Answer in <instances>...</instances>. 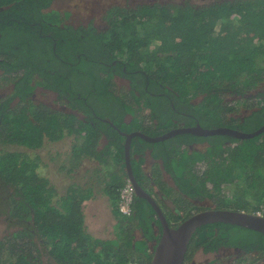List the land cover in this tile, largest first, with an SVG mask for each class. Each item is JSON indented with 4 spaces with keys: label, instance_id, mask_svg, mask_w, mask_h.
<instances>
[{
    "label": "trees",
    "instance_id": "trees-1",
    "mask_svg": "<svg viewBox=\"0 0 264 264\" xmlns=\"http://www.w3.org/2000/svg\"><path fill=\"white\" fill-rule=\"evenodd\" d=\"M53 1L0 0V144L37 150L70 137L68 171L84 177L73 176L62 194L40 173L38 156L0 149V217L16 228L0 239V264H150L149 244L162 233L155 210L137 195L131 213L119 208L129 180L127 135L160 136L196 124L248 133L264 126V0H126L106 9L101 29L94 19L72 24ZM50 12L57 15L47 17ZM100 32L107 35L99 41ZM118 77L130 80L128 88H118ZM37 87L66 109L36 101ZM148 149L173 180L152 172L162 201L183 213L164 207L172 227L206 209L197 204L205 199L219 209L264 214V132L245 140L135 136L133 172L146 189ZM178 153L187 158L181 169L171 162ZM99 192L115 218L110 238L86 226L84 203ZM222 247L262 257L264 233L203 225L185 264L200 250Z\"/></svg>",
    "mask_w": 264,
    "mask_h": 264
},
{
    "label": "water",
    "instance_id": "water-1",
    "mask_svg": "<svg viewBox=\"0 0 264 264\" xmlns=\"http://www.w3.org/2000/svg\"><path fill=\"white\" fill-rule=\"evenodd\" d=\"M264 132V126L254 132H243L229 127L204 128L200 124L196 126H184L175 128L160 136H149L136 131L127 135L126 162L129 179L132 181L138 198L146 199L156 212L162 225L160 239L152 246L153 257L150 264H184L188 246L198 228L214 223L224 222L249 228L264 233V215L233 209L209 208L199 211L182 221L176 227H172L168 218L153 195L144 188L136 179L131 162V141L139 136L150 142L162 141L181 133H192L200 136L228 135L237 139H252Z\"/></svg>",
    "mask_w": 264,
    "mask_h": 264
},
{
    "label": "rangeland",
    "instance_id": "rangeland-1",
    "mask_svg": "<svg viewBox=\"0 0 264 264\" xmlns=\"http://www.w3.org/2000/svg\"><path fill=\"white\" fill-rule=\"evenodd\" d=\"M136 1V0H135ZM142 1V0H137ZM211 0H193L195 3H205L209 2ZM118 3H126V0H54L52 3V8H56L61 11H66L70 13V17L68 21H71L72 24L78 26L82 23H90L92 19H94V25L97 26V28L105 27L106 23L102 20V14H104L105 9L113 4ZM131 3H134V0H131ZM57 14L55 12H50L46 16L52 17L56 16ZM234 15V14H233ZM232 15V16H233ZM94 17V18H92ZM107 33L100 32L97 34V39L100 41L104 36H106ZM111 35V34H109ZM117 56L123 57L124 54L116 53ZM116 83L118 84V88L121 87H127L129 84V81L124 78H117ZM128 88V87H127ZM0 93H3V89L0 88ZM78 89V88H77ZM80 89V88H79ZM55 94L53 92L45 91L43 88L37 87L34 92V99L39 102L48 103L56 108H64V104L62 102H54L56 101ZM196 100H199L196 99ZM72 144V139L68 137L65 140L59 141V142H47L45 145H43L42 148H39L37 150H31L22 146L18 145H2L0 144V149H8V150H16V151H25L31 154V157L38 156L40 158V173L43 175H46L53 184H55L60 193L64 194L67 187L74 181L73 176H79L84 177L83 173H80L79 170H77L79 173H69V162L71 159L70 154V146ZM245 150V148H244ZM246 152V151H244ZM171 162L176 165L177 169H181L185 163H187L186 156H182V153H178V157H175ZM224 193H228V189L224 191ZM212 201L206 202V204H209L208 206H212ZM221 206V205H220ZM217 208V207H216ZM219 209V208H218ZM264 215V214H260ZM13 230H16V228H12ZM12 229H8V225L4 217H0V239H2L6 234L12 231ZM110 233H101L104 237H107ZM221 254H223V251H219ZM229 255V254H227ZM217 256V254L214 253H205L202 250L198 251L195 256L192 259L191 264H203L208 260H212ZM252 258V257H251ZM230 257H227V260H230ZM264 259V255L262 257H256L250 260L252 263L255 261H259Z\"/></svg>",
    "mask_w": 264,
    "mask_h": 264
},
{
    "label": "crops",
    "instance_id": "crops-1",
    "mask_svg": "<svg viewBox=\"0 0 264 264\" xmlns=\"http://www.w3.org/2000/svg\"><path fill=\"white\" fill-rule=\"evenodd\" d=\"M128 120H130V117H128ZM134 132H131V134ZM146 155L148 157L149 152H147ZM147 161L148 159L146 160V162ZM157 162H158L157 165L158 168L157 166L156 168H154ZM146 169L148 168H145V171H147V173L152 172L151 170H146ZM152 170L156 171V173L158 174H161L163 179H166L171 185H174L171 176L165 171L161 160L156 161V163L152 167ZM150 180L151 179H149V181ZM162 204L163 207H165L166 205L169 206L171 202L165 200ZM84 212L86 216V226L88 227L89 232H91L95 236L102 238H110L113 236V231H114L113 225L115 224V218L112 212V207L109 204V199L106 195L99 192L95 194L94 198L85 201ZM106 232L110 233L107 237L101 235V233L105 234Z\"/></svg>",
    "mask_w": 264,
    "mask_h": 264
},
{
    "label": "flooded vegetation",
    "instance_id": "flooded-vegetation-1",
    "mask_svg": "<svg viewBox=\"0 0 264 264\" xmlns=\"http://www.w3.org/2000/svg\"><path fill=\"white\" fill-rule=\"evenodd\" d=\"M175 1H178V0H175ZM185 0H180V2H184ZM134 2H135V0H134ZM132 4V3H131ZM114 5V4H113ZM111 6V5H110ZM109 6V7H110ZM108 8V7H107ZM106 8V9H107ZM53 9H56V8H53ZM106 9H105V12L104 13H106ZM56 10H58V9H56ZM102 15H104V14H102ZM92 18H94V17H92ZM93 20V19H92ZM92 20H91V22H92ZM88 24V23H87ZM129 81V84L128 85H130L131 83H130V80H128ZM184 124V122H181L179 125L181 126V125H183ZM196 125H198V124H196ZM150 142V141H149ZM147 152H149V156L148 157H150V158H148L147 157V155H146V157H147V159H148V161L146 162L145 161V163H144V171H145V168H148V169H146V170H151L152 172H153V170H152V167H153V165L156 163V159H154L153 157H152V150L151 149H149ZM152 172H150V173H147V171H145V173H146V175L151 179L149 182H148V184H146V186H147V188L148 189H146L151 195H153L154 196V198L157 200V202L161 205V207H162V209L164 210V212H165V214H166V216H167V213H166V209L163 207V201H162V198H161V195H162V192L160 191V190H158L155 186L157 185L153 180H152ZM146 179H148V178H146ZM149 185H151V187H149ZM144 187V186H143ZM145 188V187H144ZM160 193V195H159V193ZM135 193H136V191H135ZM163 198H166V196H163ZM165 201V200H164ZM208 201H211V200H209V199H205V200H203V201H201V202H197V204H198V206L200 207V206H203L204 208H206V209H209V208H216V206L211 202V204H212V206H208L209 204H206V202H208ZM169 207L170 208H172V209H174V211L177 213V214H182L183 215V213H182V211H178L177 210V208L175 207V206H172V202H171V204L169 205ZM205 210V209H204ZM167 218H168V216H167ZM189 218V217H188ZM187 219V218H186ZM157 220L160 222V225H161V221L159 220V218H157ZM185 220V219H184ZM183 220V221H184ZM168 221H169V219H168ZM170 223V222H169ZM181 223V222H180ZM179 223V224H180ZM171 225V224H170ZM172 226V225H171ZM161 227H162V225H161ZM158 229H159V227H157ZM157 241H152L151 243H150V248L152 249V246L153 245H155V243H156ZM223 251V254H221L219 251ZM220 250H218L217 252H214V254H217V256L214 258V259H212V260H208V261H206L205 263H203V264H210V263H212V261H216V259L218 260V262H220L219 264H264V259H262V260H257V261H255V262H251L250 260L253 258V260H254V258H256L257 257V254H256V252H254V253H247V252H245L244 250H242L241 248H238V247H222V248H220ZM227 254H229V255H227ZM227 257H230L231 259L230 260H227ZM252 257V258H251ZM191 262H192V260H191ZM191 262L189 263V264H191ZM184 264H185V262H184Z\"/></svg>",
    "mask_w": 264,
    "mask_h": 264
},
{
    "label": "built area",
    "instance_id": "built-area-1",
    "mask_svg": "<svg viewBox=\"0 0 264 264\" xmlns=\"http://www.w3.org/2000/svg\"><path fill=\"white\" fill-rule=\"evenodd\" d=\"M136 197L135 187L132 181L129 179L126 184L120 190V211L124 214H129L132 212V206L134 204ZM258 214H261L260 212ZM125 264H146L139 261H131Z\"/></svg>",
    "mask_w": 264,
    "mask_h": 264
}]
</instances>
